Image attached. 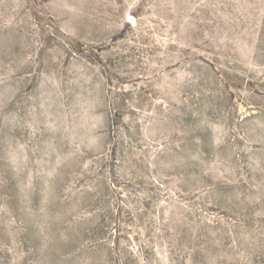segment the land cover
Listing matches in <instances>:
<instances>
[{
  "label": "rangeland",
  "instance_id": "1",
  "mask_svg": "<svg viewBox=\"0 0 264 264\" xmlns=\"http://www.w3.org/2000/svg\"><path fill=\"white\" fill-rule=\"evenodd\" d=\"M0 264H264V0H0Z\"/></svg>",
  "mask_w": 264,
  "mask_h": 264
}]
</instances>
